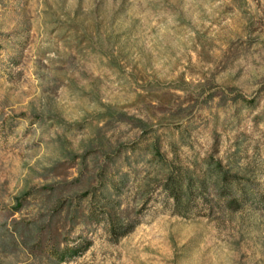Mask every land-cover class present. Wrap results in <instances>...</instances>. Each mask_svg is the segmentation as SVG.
Segmentation results:
<instances>
[{"label":"rangeland","instance_id":"374dc122","mask_svg":"<svg viewBox=\"0 0 264 264\" xmlns=\"http://www.w3.org/2000/svg\"><path fill=\"white\" fill-rule=\"evenodd\" d=\"M99 102L151 124L168 160L249 167L260 200L181 218L154 191L117 242L102 224L78 227L71 246L85 250L34 256L13 226L45 209L17 198L59 180L64 150L84 154ZM102 133L140 142L130 181L141 178L150 135ZM0 264H264V0H0Z\"/></svg>","mask_w":264,"mask_h":264},{"label":"trees","instance_id":"16d2710c","mask_svg":"<svg viewBox=\"0 0 264 264\" xmlns=\"http://www.w3.org/2000/svg\"><path fill=\"white\" fill-rule=\"evenodd\" d=\"M93 120L102 126L95 127L84 154L64 150L63 161L52 166L51 171L63 174L56 176L59 180L27 189L17 198V207L35 201L45 209L38 219L15 222L13 226L18 240L34 256L59 263L85 250L87 245L71 246V233L78 227L89 229L102 224L108 237L117 242L138 225V215L154 191L164 194L172 202L173 214L181 218H187L199 206H205L209 214L216 210L231 216L250 201L260 200L247 166L233 160L223 164L212 156L187 166L168 160L161 152V140L153 126L115 106L99 102ZM120 124L139 131L142 138L150 135L142 141L148 154L145 172L133 183L132 165L138 162L130 159L140 150V142L129 146L112 144L102 133L104 128ZM65 163L68 167L60 170ZM73 168L77 176L68 180L64 173ZM130 182L132 186L127 187Z\"/></svg>","mask_w":264,"mask_h":264}]
</instances>
